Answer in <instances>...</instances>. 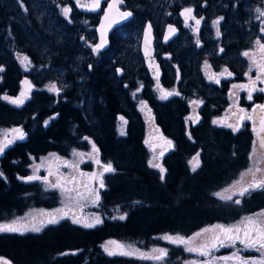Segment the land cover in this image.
<instances>
[{
    "label": "trees",
    "instance_id": "obj_1",
    "mask_svg": "<svg viewBox=\"0 0 264 264\" xmlns=\"http://www.w3.org/2000/svg\"><path fill=\"white\" fill-rule=\"evenodd\" d=\"M49 1L38 0L42 5L35 11L30 0H0V129L18 127L25 133L22 140H16L0 153V172L3 173L0 177V222H8L30 207L51 208L59 203L54 191H46L31 180L21 179L29 176L32 157L50 151L64 155L73 147L88 149L95 144L98 156L111 162L115 170L103 177L105 187L98 188L102 223L88 228L62 218L39 232H0V256L12 264L159 263L136 256H109L101 244L115 238L133 242L146 251L163 245L168 253L164 261L180 264L188 257L184 247L164 243L157 235H188L212 223H232L242 214L264 207V189L247 192L239 199L240 204L214 195L248 168L253 131L250 120H244L235 132L230 127L213 123V117L225 112L226 92L201 79L200 67L205 64L202 58L194 60L196 82L193 86L188 83L179 95L173 94L167 99L152 93L139 51L143 21L152 18L151 11L144 9L146 15H137L119 28L134 33L133 46L130 48L126 40L111 38L108 48L98 57L87 60L86 71L82 74L80 59L76 56L83 52V45L73 36L79 23L63 26L60 7ZM204 1L211 3V0ZM216 1L225 20L232 11L244 22L241 42L230 27L228 34L232 40L225 46L223 57L242 58L243 50L252 48L255 43L251 24L246 22V12L240 8L246 0L237 4L236 0H226V6L225 0ZM201 3L192 5L197 15L205 12L201 8L206 5ZM185 5L191 4L188 0H176L172 14H177ZM75 13L82 15L77 9ZM50 21H54L65 35L63 40L56 41L49 32L46 26ZM175 44H162L160 49L174 55ZM192 45L195 47V43ZM216 45L222 43L217 41ZM17 53L20 58H28L25 66L19 62ZM126 53H130L133 60L130 68L125 65ZM185 61L191 63V58ZM228 61L216 64V70L232 69ZM242 61L245 70L247 59L243 57ZM118 67L123 69L121 74L117 73ZM129 69L132 87L127 86L126 81ZM57 70L64 71L65 82L59 92H54L45 86L56 79L60 81ZM25 81H29L33 89L23 104L16 105L4 99L5 96H20ZM139 85L141 90L131 98L130 90ZM190 97L202 103L197 107L198 119L187 128ZM138 99L145 102L154 130L172 142L158 162L166 169L163 180L160 170L148 163L150 152L144 141L147 120L136 104ZM244 105L251 108V104ZM122 116L126 117L123 134L116 127ZM197 153L200 165L193 171L189 161ZM89 166L86 165V169ZM112 212H116V219L111 217ZM125 213V219L118 218Z\"/></svg>",
    "mask_w": 264,
    "mask_h": 264
},
{
    "label": "snow or ice",
    "instance_id": "obj_2",
    "mask_svg": "<svg viewBox=\"0 0 264 264\" xmlns=\"http://www.w3.org/2000/svg\"><path fill=\"white\" fill-rule=\"evenodd\" d=\"M116 4H123V0H113V3H110L108 8L112 9L116 6ZM78 6L79 7H85L86 5L79 3L78 0ZM101 6V0H92L91 8L90 10L95 11L96 9L100 8ZM71 11V8L64 7L62 9L63 14L65 17L69 15ZM258 15L256 16V19L260 22L261 28L260 32L264 33V9L262 8H256L255 10ZM193 9L192 8H185L181 15L184 16L185 24L187 25L189 19L195 20L196 25H199L201 20H203V17H200L199 19H196L192 15ZM132 13L128 11L120 12L119 13V19L123 20L127 17L131 16ZM108 17V10H105V18ZM223 19L222 17L217 18L214 20L213 26L216 27L219 24V21ZM116 20H113L111 23H116ZM111 23L108 25L111 27ZM169 31L165 36V39L168 38V36L172 35L176 29L173 28V26L169 25ZM101 36H102V42L100 44H97L93 47V51H98L101 47L104 46V43L106 41L103 40V22L101 25ZM151 25H149L145 29V35L147 37L148 33L150 32ZM216 35L220 36V31L217 27ZM83 39V38H82ZM264 37H258L255 41V45L258 46L260 51V57L259 59L256 58L255 51L249 52L245 51L242 53L245 57H250V64L249 69L253 67L256 68V76L255 79H252L249 77V83L248 84H234V89H244L248 91V99L252 100V94L253 92L259 91L264 92V87L257 88V81L260 83H264ZM197 44L199 45V40H197ZM223 51V49H221ZM146 55H149V53L146 52ZM21 63L26 64L28 62V58L26 56L21 57ZM210 66L207 64V61L205 62V69H208ZM117 71H120L119 69ZM207 74V73H206ZM227 74V76H231L232 73L228 71L227 68H225L219 76H224ZM249 73H245V76H248ZM209 80H215L216 83H219V78L217 74L213 73L211 75H208ZM24 83H28L25 81ZM157 89L160 91V98L161 99H167L168 96H171L173 94L179 95L178 92L173 90H167L162 88L159 85L158 82V76H157ZM50 91L59 92L60 89L55 85L52 84L49 86ZM139 91V89H137ZM27 98V92L22 91L20 96L15 98H10L8 96H5L4 99L9 100L11 103L20 105L24 103V100ZM193 104H199L202 103L200 101H192ZM142 107H145V103L141 101ZM259 109L260 113H262L259 116V124L261 132H264V104L256 105L252 112L253 114H247L246 110L243 108L239 109V113H233L234 116L238 115V121L236 124L228 123L225 119L217 118L213 120L214 124H222L227 127L232 128V130L238 131L239 128L242 126V123L244 120H251L254 124V132L255 129V113ZM240 113H243L240 115ZM123 120V117L120 118ZM198 119V117H197ZM47 123V121H45ZM121 134H123V127L120 129ZM9 134L10 137L9 138ZM0 153H3L5 149L14 143L18 139H23L25 137V133L21 128H11V129H0ZM87 139V137H85ZM145 143H148L146 140ZM169 147L172 146L171 141L166 142ZM92 150L94 153L97 154V159L95 160V163L99 164L101 167V171L97 173H91L87 175H91L94 179L97 180L99 184V188H104V181H103V175L105 172H112L115 169L112 167L111 162H108L106 164H100V161L98 159L99 149L96 148L95 144L92 145ZM167 150V149H165ZM259 152V155H258ZM52 156H55V154H50ZM82 155V154H81ZM162 155V153H161ZM57 159H59L57 157ZM249 160L252 161V164L248 169H246L244 172L240 174V180L234 181L233 185H230V188L235 187L237 184H241L242 187L238 190V195L243 196L247 192L255 189H264V168L260 167L261 163H264V136H260L259 138V149L257 148V141H253L252 146V152L249 154ZM65 165H68V161H64ZM149 166L153 168H158L160 170V178L161 180L164 179V173L166 169L163 168V166L159 163H154L153 160H149ZM189 164L192 167V170L195 171L199 165V153H197L195 156L192 157V159L189 161ZM75 167V165H72ZM37 168L40 167V165L36 166ZM55 175L53 172H49V176ZM81 175H85L82 173ZM3 176V173L0 172V177ZM250 176L251 179L245 181V177ZM21 179L26 180H36L41 179V177L33 174L32 176L28 177H21ZM47 183L49 187L52 188H60L62 192L64 191H72V189H67L64 187L63 184H61L60 179H57L56 182L49 181L48 177L43 178ZM75 179L74 177L72 178ZM72 181H65V183H71ZM87 187V185H85ZM229 189H224V192H227ZM89 193L94 196V199L92 200V203H97L100 199L99 191L95 188L88 189ZM237 193H233V195H236ZM217 197H219L222 200H233V195H224L222 192L214 193ZM77 196L80 198H83V194L77 192ZM236 204H240L241 201L239 199H236L234 201ZM57 212H62L61 209H57ZM126 213L123 215H120L118 218L123 220L126 217ZM68 216V212H63L62 216H57L54 214H50V218L47 221H39L38 223L33 220L31 225L28 224H22L20 223V220L23 218H17L10 222L6 223H0V232H13V233H21L23 234L26 231H35L39 232L43 225L45 223L49 224H55L58 223L59 219H62L64 217ZM117 217H113V219H116ZM73 223L82 224L84 227H94L96 224L102 223V220L99 216H94L91 219V222H88L87 220L81 219L79 217H72ZM207 234V235H206ZM205 237L203 240H199L198 238ZM161 239H164L172 244L177 245H184L185 251L190 253H196L200 257H204L202 261L192 260V261H186L185 264H219V262H224V264H228V262H232V264H264V209L260 210L257 213H254L249 216L242 217L239 221H237L234 224H215L210 225L208 227H205L201 229L200 231L194 233L192 236H181L179 234L172 236L165 234ZM239 244L240 248H237L235 251L231 253L229 256H215L214 252L218 250L219 248L223 247H232L236 248V245ZM101 247L104 249V251L109 255H136L139 253L140 258L144 259H152L155 261H163L165 257L167 256V249L165 248H153L151 251L153 255H148L147 253H141L139 249L135 248L134 245L131 244H124L119 241L110 240L106 241L104 245H101ZM243 249H254L257 252H259L258 257H252V258H245L241 255V250ZM0 264H11L10 261L5 260L4 258L0 257Z\"/></svg>",
    "mask_w": 264,
    "mask_h": 264
},
{
    "label": "rangeland",
    "instance_id": "obj_3",
    "mask_svg": "<svg viewBox=\"0 0 264 264\" xmlns=\"http://www.w3.org/2000/svg\"><path fill=\"white\" fill-rule=\"evenodd\" d=\"M188 1H189V4H191V5L196 4L198 2H202L201 3L202 5L206 4V1H204V0H188ZM213 1H216V0H213ZM49 2L51 3V5H54L57 3V6L60 7L61 18H62L61 23L63 24V26H67V25L73 26L75 24V22H78L79 25H80V23L85 24V26H87V27L89 26V29H92L93 25L91 24V20H89L88 17H84L82 15L77 16V14L75 13V8H74L73 4L69 2V0H63V1L62 0H50ZM174 2H175L174 0H144L143 4H139V8L142 9V13H146V11L144 9H146L147 12L151 11L152 21H153L154 25L160 26L161 24L167 22V20L176 19V14L171 13V8H172ZM238 2H240V1H238ZM30 3L32 5V8L35 9V11H38L40 9V6L42 5V3L39 4L38 0H30ZM223 3H224V6H226L228 2L225 0ZM21 5L24 6V3L22 1H21ZM243 6L246 8V10H245L246 22H248V21L251 22L252 20H254L255 26L257 27L256 33L254 32L255 29H253L252 27L250 28L251 36L254 33V35L252 37H254V42H255L258 37L263 35V33L260 32L261 24L256 19V16L258 15V13L255 10L258 7L264 9V0H253V3L250 2L247 5L245 3H243ZM64 7L71 8V11L67 17H65V15L62 12V9ZM219 11H220V9L218 10L217 8H213V9L208 8V12L210 13L209 19H210L211 29H212L213 33H215V34H216L215 27L213 26L212 22L219 17H223L222 14L219 13ZM40 12L42 13V11H40ZM37 13H38V15L41 14L39 12H37ZM43 13H44V11H43ZM46 15L49 16V14H46ZM202 15H205V14L202 13L201 16L200 15H197V16L202 17ZM80 18H81V20H79ZM262 19H264V18H262ZM77 27H78V25H77ZM77 27L74 28L73 36L74 37L79 36L78 37L79 41L83 42V44L85 46H87L88 48H91L94 44L92 38H94L95 36L93 37V34H90V36L88 35L87 37H85L82 33L76 34ZM47 28L50 29L49 32L56 38V41L63 40V37L65 35H63L61 31H59V27H57L55 25L54 21L53 22L50 21L49 24H47ZM257 31H258V33H257ZM123 36L125 38L124 40H126V44L129 45V47L131 48L133 46V44L135 43L134 37H133L134 33L131 31H128V32L124 33ZM65 41H66V39L64 38V42ZM262 42H264V41L262 40ZM193 43H195V41ZM73 48L74 47H71V49H73ZM245 51H249V52L255 51L257 59H259V57L261 55L259 48L257 45H255V43H254V46L252 48L244 49L243 53ZM128 55L130 56V53H128ZM16 57L19 59V62L21 63L19 53L16 54ZM243 57L245 59H247L246 68H245L244 73H243L244 74L243 83L248 84L249 83V77H251L252 79H255L257 70L255 67H253L250 71V69H249L250 57H245L244 55H242V58ZM77 58L80 59V55L76 56V59ZM242 63L244 64L243 61H242ZM21 65L25 66L22 63H21ZM73 65L76 66V63H74ZM202 66L204 68L205 64H203ZM246 72L249 73L248 76H245ZM56 74L59 77L60 81L58 79H56L55 81L47 83L45 86L46 88H49L50 85L55 84L59 89H61V85H63L62 82H65V78H63L64 71L63 70H57ZM23 79L27 80L26 77H24ZM27 82L28 83H24L22 90L24 92H27V95H28V93L33 89V87H32L33 85L31 83H29V81H27ZM233 85L234 84H231L229 86V90L227 92V95H228L227 98H228L229 104L227 103V107L225 109V112L221 113L218 116L213 117V120L217 119V118H222V119H225L228 123L236 124L239 116L238 115L234 116L233 113H239V109L243 108L246 110L247 114H253V112H252L253 108L256 105H260V104H254L252 106V104H251V108H247L244 104H235L236 94L239 91L244 90V89H234L232 91ZM256 86H259V88H262V87H264V83H260L259 81H257ZM244 92H245V96L248 98V94L246 93V90H244ZM232 93H233V95H232ZM259 93L261 94L259 102L263 103L264 102V92H259ZM197 101H200V100H197ZM199 104H201V103H199ZM199 104H190L191 110H190L189 114L186 116L187 128L189 127L190 124L194 123L197 120V117H198L197 107L199 106ZM138 108L141 111L143 117L147 120L146 121L147 126H146L144 141H146V140L148 141V143H145V144L147 145L149 152H150L149 160H153L154 163H158L160 161L161 157L159 155L154 154L151 151V146L153 143L164 142L166 140L161 136V134L159 132L154 130V128L152 126V122L149 121L148 113L146 112L145 107H142L141 104H138ZM257 111H259V109H257ZM242 114L243 113H240V115H242ZM257 116L258 115L256 112L255 113V121L257 120ZM122 117H123V120L119 119L117 121V125H116L117 130L120 133H121V131H120L121 127H123V133H124L125 132V126H126V117L125 116H122ZM217 125H222V124H217ZM223 126H225V125H223ZM252 126H253V124H252ZM148 137L155 138V139H154V141L148 140ZM0 138H2V137H0ZM9 138H11L10 134H9ZM254 140L257 141V148L259 149V138L254 135ZM166 149H169V146H167ZM165 151L166 150H164V152ZM92 152H93V150H90L88 154L83 155V156H79L76 153H73L71 156H63L61 154H58L57 152H47V153H45L39 157H32V160H31L30 165H29V176H31L33 174L42 175V178L39 181L38 185H40L46 191H54L55 194H57L59 197V203H58V205L51 207V208L38 207V206L37 207H30V208L26 209L25 211H23L22 214H19V215L15 216L14 218H12L10 221L17 219V218H23L22 220H20V223L31 225L33 220H35L37 223L39 221H42V220L47 221L50 218V214L62 216L63 212H68V216H66L64 218H69L71 221H73L72 217H79L81 219L87 220L88 222H91V219L94 216H99L102 220V214L99 211L100 204H99V202H97L95 204L92 203L94 196L91 195L88 191V189L92 188L91 183H90V179H88V176H87V174H90V171H89L90 169H86L85 166L81 164V163L84 164L87 161L92 162V160H93V155H91ZM251 152H252V150H251ZM50 154H55V156H52ZM258 155H259V152H258ZM57 157L59 159H57ZM64 161H68V165H65ZM49 163H51L55 166L56 181H57V179H60L61 184H63L64 187L67 189H72V191L62 192L60 188H52V187L48 186V183L43 178L45 177V173L47 171L46 168H47ZM88 164L91 165V163H88ZM251 164H252V161H250L248 168L250 167ZM37 165H40V167L37 168L36 167ZM72 165H75V167H73ZM260 167L264 168V163H261ZM78 168L83 169L84 174L86 175V176L81 177V179H80L81 182H79L77 179L75 181L71 180L74 172H76ZM66 175H68L67 179H65ZM244 179H245V181H247V180H250L251 177L247 176ZM237 180H240V177H238L234 181H237ZM65 181H72V182L71 183H65ZM233 182L226 185L223 189H221L218 192H222L224 195H233V193H237L236 195H233V200L240 199L242 196L238 195V190L240 189V187H242V185L237 184V185H235V187L230 188V185H233ZM85 185H87V187H85ZM224 189H229V190L227 192H224L223 191ZM77 192L82 193L83 198L78 197ZM57 209H61L62 212H57L56 211ZM262 209H264V207H262L258 210L252 211V212L244 213L236 221L229 223V224H234L237 221H239L242 217L252 215L254 213L259 212ZM115 216H116V212H112L111 217H115ZM10 221H8V222H10ZM0 223H6V222H0ZM48 224L49 223H45L43 225V227H45ZM215 224H223V223L217 222V223H212L210 225H215ZM210 225L204 226V227H202V228H200V229L196 230L195 232L188 234V235H183V234H179V235L185 236V237L192 236L194 233H196V232L200 231L201 229L208 227ZM225 225H227V224H225ZM43 227L41 228V230L43 229ZM26 232H35V231H26ZM26 232H24V233H26ZM165 234L175 236L178 233H172V234L171 233H161V234L156 236L158 240H160L164 243H167V244H172V243H169L168 241H166L164 239H161V237H163ZM204 238L205 237H200L198 239L203 240ZM110 240L119 241V242L124 243V244L134 245L135 248L139 249L141 253H147L148 255H153V253L151 251L153 248H165L163 245H156L153 248H150L149 250L146 251L133 242H127V241H123V240L115 239V238H110V239L104 240L101 245H104L106 241H110ZM172 245L179 246L177 244H172ZM181 246H183L185 249L184 245H181ZM236 249L237 248H229V249H226L224 247L219 248L218 250H216L214 252V255L215 256H229ZM187 254H188V257L184 258L183 262L180 264H185L186 261H192V260L202 261L204 259V257H200L196 253L187 252ZM241 255L244 256L245 258L258 257L259 252H256L252 249H243V250H241ZM126 256H128V255H126ZM131 256L140 257L139 253L136 255H131ZM0 257H2V256H0ZM2 258L9 261L5 257H2ZM158 262H159L158 264H168L164 260L158 261ZM219 264H224V262H219ZM228 264H232V262H228Z\"/></svg>",
    "mask_w": 264,
    "mask_h": 264
},
{
    "label": "flooded vegetation",
    "instance_id": "obj_4",
    "mask_svg": "<svg viewBox=\"0 0 264 264\" xmlns=\"http://www.w3.org/2000/svg\"><path fill=\"white\" fill-rule=\"evenodd\" d=\"M174 1L176 2V0H174ZM238 1H240V0L235 1L236 4ZM69 2L73 4V2L71 0ZM105 2H106V0H104L102 2L101 9H99L96 12L80 11V14H82V16H84V17H88L89 20H91V17H94V21L93 22L91 21V24L93 25V27H92V29H89V26L87 27V26H85V24L80 23V25L76 29L77 30L76 34L82 33L85 37H87L88 35L90 36V34H93V37L94 36L95 37L92 38V40L95 43V41H96L95 24L99 18V15L102 11V8H103ZM250 2L253 3V0H246L245 4L247 5ZM143 3H144V0H124V4L122 5V8H129L132 11L133 16L131 18H133L135 16L137 17V15H139L141 17V16L146 15L145 13H141L142 9L139 8V4H143ZM205 5H206L205 7L201 8L202 12L205 11L204 12L205 15H202V17L204 19L201 20L199 25H196L195 20H192V19H189L187 25H185V19L182 18L180 15V9H182L183 7H189V8L193 9L192 15L196 19H199L200 17H198L196 14L197 9L192 5L181 6L178 10V13L177 14L175 13L176 19L167 20V22L161 24L160 26H155L153 21H152V18H146V19H150L152 22V25H153L154 35H155V41H154L155 56H156L157 60L159 61L161 69H162V75L160 78V84L159 85L162 88L167 89V90H173L174 89L179 94L181 91L185 90L188 83L193 86L196 82V76L194 74V73H196V67H195L194 60L196 57L202 58L205 62L207 61V64L210 67L208 69H205V67L203 68V66L200 67L201 79L206 80L211 85H215L218 90H222V92L225 91L226 92L225 93V100H226L225 104H227L228 103L227 92L229 90V86L231 84H237V85L238 84H244L243 83L244 69H243V63H242L241 56H236V58L233 56H228V58H225V57H223V54H225L224 53L225 46L227 45L228 42H230L232 40L230 38L231 37L230 34H228V31L231 30L230 27L235 30L234 32H236V38L239 42H241L242 39L244 38V27H243L244 22L241 20V18L235 12L231 11L229 13V19L228 20H225V17L223 15V17H222L223 19H221L219 21L218 26L215 27V32L217 31V27L220 31V36H217L215 33H213V31L211 29L210 19H209L210 13L208 12V8H211V9L217 8L218 9L219 4L217 3V1H215L213 3L211 2L210 4L208 2V4H205ZM73 6H74V4H73ZM74 8H75V6H74ZM240 8H241V11L246 10V8H244V6H243V3H242ZM172 11L173 10H171V13H172ZM219 13H221V10L219 11ZM79 20H81V18ZM129 20H132V19H129ZM128 21H126V22H128ZM144 21H143V23H144ZM126 22L121 23L120 25L115 27L110 32V34H109L110 42H111V38H115V37H116V39H119V40L125 39L123 35H124V33L128 32V31H121L119 28ZM248 23L251 24V27L253 29H255V26H254L255 21L254 20H252L251 22H248ZM168 24H173L177 27V34L169 40H163L162 36H163L164 30ZM255 31L256 30H254V32ZM233 35H235V34H233ZM253 35H254V33H253ZM228 38H230V39H228ZM158 40H160V41H158ZM197 40H199V45L197 44ZM253 40H254V37H253ZM194 41H195V47H194V45H192ZM217 41H220V43H222V45L217 46L216 45ZM81 43L83 45L82 46L83 52L80 53V64H81L82 74H84V72L86 71L85 66L87 64V60L92 58V57H94V58L98 57L99 54H101L105 49L101 50V51L98 50V51L94 52L93 46L91 48H88L87 46H85L83 44V42H81ZM170 43H176L175 48H174V55H169L167 52H162L160 49L162 44L165 46H168L167 44H170ZM109 45H110V43H109ZM221 49H223V51H221ZM125 56H126V63H127L125 65H127L130 68V66L133 65L132 57L129 56L128 53H126ZM188 57L191 58V63H186L185 60ZM224 60H229L228 62L232 66V69L227 68L228 71H230L232 73L231 76H227V74H225L224 76H219V74L226 67L222 70H216V64L220 65L222 63V61H224ZM143 64H144V62H143ZM234 65H236L237 67L234 68ZM118 68H120V67H118ZM202 69H204V70H202ZM119 70L120 71H117V73L121 74L123 72V69L120 68ZM125 70H126V68H125ZM146 72H147V69H146ZM213 73L217 74V76L219 78V83H216L215 80H209L207 78L208 75H211ZM147 74H148V72H147ZM148 77H149V83H150L148 89H150V91L152 93H155L157 95V97L160 98L161 94H160V91L157 89V84H155V82L150 78L149 74H148ZM132 80H133V78H132V75L130 74V69H129L128 79H126V81H128L127 86L132 87ZM164 80H165V82H164ZM141 84H142V82H141ZM140 86L141 85H139V87H137L136 89L130 90V97L131 98L133 97L134 93H136V95L138 94V92L141 90ZM257 88H259V86H257ZM137 89H139V91H137ZM143 90H145L144 87H143ZM233 90H234V88L232 89V91ZM246 93L248 94L247 90H246ZM232 95H233V93H232ZM235 97H236L235 104H252V106L254 104H264V102L263 103L259 102V100H260L259 91L253 92L252 100H249L245 96L244 90L239 91ZM141 101H143V100L138 99L136 104H141ZM192 101H197L196 97H190L188 100V104H193V103H191ZM146 112L148 113V116H150L149 112L148 111H146ZM251 123L253 124V121H251ZM253 128H254V124H253ZM253 128H252V130H253ZM255 129H256L255 132L253 130V133H254L253 134V140H254V135L257 136L258 138H260V136H264V132H261V129H260L259 116H257V120L255 122ZM154 139L155 138L149 137L148 140L154 141ZM92 145L88 149H81L79 147H73L70 150V152L68 151L69 153L67 152V154H64L63 156H71L73 153H76L79 156L86 155L89 153L90 150H92ZM50 152H54V151H50ZM91 155H93L92 162L87 161L84 164L81 163L82 165L85 166V168H86V165H88V163H91V165L89 166L90 174H91L92 167H93V161L97 157V154L94 152H92ZM48 167H50L51 170L55 173V166L53 164L49 163L46 169H48ZM82 173H84V170L81 168H78L77 171L74 172V174H73V177L75 179L74 180L71 179V180L75 181L77 179L79 182H81V180H80L81 177L86 176V175H81ZM37 176L42 178V175H40V174H37ZM87 176L89 179L90 175H87ZM67 178H68V175L65 176V179H67ZM40 180L41 179H36V180H31V181L36 183V184H39ZM22 213H20V214H22ZM224 248L229 249L232 247H224ZM236 248H240V245L237 244ZM252 250H254V249H252ZM254 251H256V250H254Z\"/></svg>",
    "mask_w": 264,
    "mask_h": 264
},
{
    "label": "water",
    "instance_id": "obj_5",
    "mask_svg": "<svg viewBox=\"0 0 264 264\" xmlns=\"http://www.w3.org/2000/svg\"><path fill=\"white\" fill-rule=\"evenodd\" d=\"M71 1L73 2L75 8L78 11L96 12L99 9H101V6H100V8L96 9L95 11L90 10L91 4H92V0H79V3L86 5L85 7H79L78 6V0H71ZM103 1L104 0H101V5H102ZM110 3H113V0H106L104 6L102 8V11H101V13L99 15V18H98V20H97V22L95 24L96 41L93 44V47L95 45L100 44L102 42V36H101V32H102L101 25H102V22H103V33H104L103 40L106 41L104 43V46L101 47L99 49V51L104 50V49H106L109 46V43H110L109 34H110V32L115 27L120 25L121 23L126 22L129 19H131V17L133 16V14H132L131 16L127 17L126 19L120 20L119 19V13L120 12L128 11V12L132 13V11L129 8H122V5L124 4V0H123V4H116V6L113 7L112 9L108 8ZM185 8H189V7H183L182 9H180V15H181V12ZM105 10H108V17L107 18H105ZM181 17L184 18V16H182V15H181ZM113 20H116L117 22L116 23H111ZM110 23H111V27L108 26ZM149 25H151V29H150V32L148 33L147 37H146L145 29ZM169 25L173 26V28H175L176 31L172 35L168 36L167 39H165V36L168 33V31H169V27H168ZM176 34H177V27L175 25H173V24H168L166 26L165 30H164L162 38H163V40H169V39L173 38ZM154 40H155V35H154V29H153L152 22H151L150 19H146L144 21L142 29H141L139 50H140V53H141V56H142V59H143V62H144V66L147 69V72H148L150 78L155 82V84H157V76H158V82L160 84V78H161V75H162V69H161L159 61L157 60V58L155 56ZM146 52L149 53V55H146ZM118 69H120V68H118ZM261 114L262 113H260V111H257V115L258 116H260ZM167 141H169V140L166 139V141H164V142L153 143L152 146H151V151L154 154L161 156V153L163 154L164 150L168 146L167 143H166ZM96 159H97V157L93 161V167H92L91 173H97L98 174L102 169H101L99 164L95 163ZM98 159L100 161V164H106L107 163V162L103 161L99 157H98ZM49 172H53L50 167H48V169H47V171L45 173V177H48L49 181H51V182H56V174L52 175V176H49ZM108 174H110V172H105L103 176H106ZM89 179H90V183H91L92 188L97 189L99 187V184H98L97 180L94 179L91 175H90Z\"/></svg>",
    "mask_w": 264,
    "mask_h": 264
}]
</instances>
